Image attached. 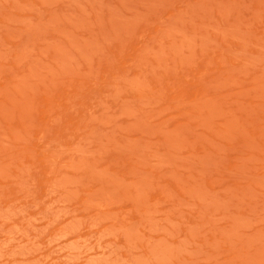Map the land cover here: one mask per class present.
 Wrapping results in <instances>:
<instances>
[{"label":"rangeland","instance_id":"rangeland-1","mask_svg":"<svg viewBox=\"0 0 264 264\" xmlns=\"http://www.w3.org/2000/svg\"><path fill=\"white\" fill-rule=\"evenodd\" d=\"M0 264H264V0H0Z\"/></svg>","mask_w":264,"mask_h":264}]
</instances>
